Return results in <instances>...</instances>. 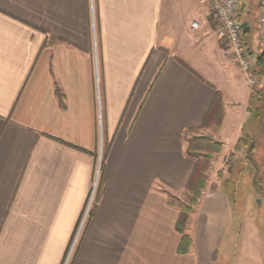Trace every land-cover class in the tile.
<instances>
[{
	"label": "crops",
	"instance_id": "crops-1",
	"mask_svg": "<svg viewBox=\"0 0 264 264\" xmlns=\"http://www.w3.org/2000/svg\"><path fill=\"white\" fill-rule=\"evenodd\" d=\"M256 1L239 9L255 37ZM208 14L199 0H0V264L63 263L106 143L69 264H264V99L255 111ZM216 92L221 125L201 130ZM196 129L222 146L179 253L167 199L190 178L183 132Z\"/></svg>",
	"mask_w": 264,
	"mask_h": 264
},
{
	"label": "trees",
	"instance_id": "trees-1",
	"mask_svg": "<svg viewBox=\"0 0 264 264\" xmlns=\"http://www.w3.org/2000/svg\"><path fill=\"white\" fill-rule=\"evenodd\" d=\"M243 39L248 49L250 50V40L247 38L246 33H243ZM261 51L256 55L254 73L256 74V83L252 86L251 102L256 101L258 106L255 111H260V101L264 99V40L260 43ZM57 94L61 97L60 92ZM223 103L222 94L216 92L209 109L201 123L199 129H208L215 132L219 129L223 118ZM183 139L186 142L185 155L194 160L195 165L183 192L184 199L180 200L177 196L169 194L167 203L179 209V214L175 222V229L180 234V241L177 247L179 253H186L191 245V238L185 233V227L188 220L189 212L193 205L197 202L201 191L206 184V172L210 168L211 160L214 154L218 153L222 144L215 140L211 135L200 133L196 130H186L183 132ZM243 143L248 145L247 160H251L252 140L250 138H241L237 141L235 150L239 149ZM109 143L104 144L101 155L100 170L103 166L104 158L108 152ZM232 154L227 158V165L229 166ZM222 173L219 171L217 177L220 178ZM94 206L89 212L92 216Z\"/></svg>",
	"mask_w": 264,
	"mask_h": 264
},
{
	"label": "built area",
	"instance_id": "built-area-1",
	"mask_svg": "<svg viewBox=\"0 0 264 264\" xmlns=\"http://www.w3.org/2000/svg\"><path fill=\"white\" fill-rule=\"evenodd\" d=\"M242 1L243 0H199L201 4L208 6L209 13L214 19L218 37L224 40L227 49L234 57L239 68L244 72L248 84L253 86L256 83V74L254 73L255 59L251 56L250 50L243 39V33L245 32L241 26L242 22L239 19V9ZM256 4V40L258 43H261L264 40V0H257ZM197 25L196 21L190 23L192 28H196ZM95 190L96 183L93 182L86 208L78 224L71 247H73L77 241L80 229L94 198Z\"/></svg>",
	"mask_w": 264,
	"mask_h": 264
},
{
	"label": "rangeland",
	"instance_id": "rangeland-1",
	"mask_svg": "<svg viewBox=\"0 0 264 264\" xmlns=\"http://www.w3.org/2000/svg\"><path fill=\"white\" fill-rule=\"evenodd\" d=\"M252 11H253V12H252V14H253V13L256 11V8L253 7V8H252ZM208 16L210 17L211 22L215 25V23H214V19H213L212 15L209 13ZM254 24H255V23H253V21H251L252 29H251V31H250L249 34H246L247 38H248V37H252V38H254L253 41L256 40V37H255V35H254V31H255V29H254ZM253 35H254V37H253ZM217 36H218V35H217ZM218 38H219V37H218ZM219 40L221 41L222 45L225 47L224 49L227 51L228 49H227V46H226L224 40H222L221 38H219ZM260 49H261V48L257 47V48L255 49V50H257L256 53H259V52L261 51ZM226 53L229 54L230 56H232V54L230 53V51H227ZM232 57H233V56H232ZM255 136L257 137V145H256V150L254 151V156H255V158H257V161H259V157H262V155H263V154H262L263 148H262V150H261V148L258 146V145L260 144V142H261V139L258 138V134H256ZM256 137H255V139H256ZM101 155H102V154H101ZM100 158H101V157H99V161L101 162V159H100ZM260 162H261V160H260ZM99 169H100V163H99V168H98L97 171H96L95 179L93 180V182L96 183V190H95L94 198H93L92 203H91V205H90L89 212H90V210H91V208H92V205L94 206V203H95V201H96L97 195H98V193H99V183H98ZM251 170H252L251 166L248 165V167L246 168V171H247V172L243 175V177H242V179H241V181H240V183H239V185H238V191H240V192H246V191L249 190V187L251 186V175H252V174H251ZM262 173L264 174V171H262ZM263 185H264V184H263ZM228 189H230V188H228ZM183 192H184V191H182V192H180L178 195H176L181 201H182V200H185V199H184ZM89 212H88V214L86 215L85 220H84V222H83V224H82V227H81V229H80V233H79V237H80V234H81V232H82V230H83V228H84V225L86 224V221H87L88 216H89ZM80 220H81V218H80ZM79 222H80V221H79ZM71 246H72V245H70L69 250H68V252H67V254H66V256H65V259H64V261H63L62 264H69L70 259H71V257H72V254L74 253V250H75V248H76V243H75V245H74L73 247H71Z\"/></svg>",
	"mask_w": 264,
	"mask_h": 264
},
{
	"label": "water",
	"instance_id": "water-1",
	"mask_svg": "<svg viewBox=\"0 0 264 264\" xmlns=\"http://www.w3.org/2000/svg\"><path fill=\"white\" fill-rule=\"evenodd\" d=\"M241 26L243 27V31L246 32L247 29H248L247 26H246V23L242 22Z\"/></svg>",
	"mask_w": 264,
	"mask_h": 264
}]
</instances>
